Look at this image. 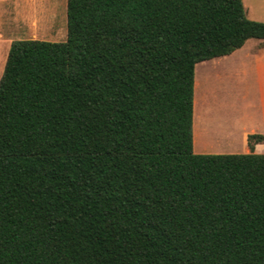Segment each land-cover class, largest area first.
<instances>
[{"label": "trees", "instance_id": "1", "mask_svg": "<svg viewBox=\"0 0 264 264\" xmlns=\"http://www.w3.org/2000/svg\"><path fill=\"white\" fill-rule=\"evenodd\" d=\"M250 39L243 0H67L66 41H13L0 264H264V134L194 150L197 65Z\"/></svg>", "mask_w": 264, "mask_h": 264}, {"label": "rangeland", "instance_id": "2", "mask_svg": "<svg viewBox=\"0 0 264 264\" xmlns=\"http://www.w3.org/2000/svg\"><path fill=\"white\" fill-rule=\"evenodd\" d=\"M243 2L249 19L264 22V0ZM11 23L21 26L13 29ZM0 31L4 37L0 38L1 78L13 41H66L67 0H0ZM255 42L258 40L250 39L246 48ZM240 54L204 61L196 67L195 153H244L242 125L264 126V96L261 103L256 97L258 78L264 94V78L252 61L242 60Z\"/></svg>", "mask_w": 264, "mask_h": 264}, {"label": "crops", "instance_id": "3", "mask_svg": "<svg viewBox=\"0 0 264 264\" xmlns=\"http://www.w3.org/2000/svg\"><path fill=\"white\" fill-rule=\"evenodd\" d=\"M20 1H22V0H20ZM246 12H247V10H246ZM251 20H253V19H251ZM258 20H260V19H258ZM15 25L20 27L21 23H11V28L14 29ZM0 38H4L2 33H1V31H0ZM10 39L13 40V38H10ZM18 40H20V39H18ZM246 43L241 49L236 50L230 56L233 57V56L239 55L241 53L239 57L242 60L249 59L250 61H252V63L255 66V69L257 71H259V73L264 78V49L261 47V42L258 40V42H255L254 44H252L248 48H246ZM225 57H229V56H225ZM221 58H223V57H221ZM258 80L260 82L259 78H258ZM259 82H258V86H257V91H256L257 96L256 97L260 100V103H261V102H263L262 98H263L264 94H263V88L261 87ZM258 95H259V97H258ZM260 95H261V97H260ZM242 131H243L242 138L244 140V144H243L242 150H243L244 153H249V152H251V149H250L249 144H248V136L250 134H255V133L264 134V126L250 125V127H249L246 123H244L242 125ZM194 147H195V145H194ZM254 151H255V153H264V143L255 145Z\"/></svg>", "mask_w": 264, "mask_h": 264}]
</instances>
